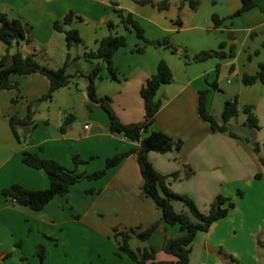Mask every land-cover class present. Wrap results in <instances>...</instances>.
<instances>
[{
	"label": "crops",
	"instance_id": "obj_1",
	"mask_svg": "<svg viewBox=\"0 0 264 264\" xmlns=\"http://www.w3.org/2000/svg\"><path fill=\"white\" fill-rule=\"evenodd\" d=\"M116 1L118 9L132 14L148 40L167 39L176 47V54L164 46H144L135 32H126L109 0H0V11L9 19L27 25L26 36L31 43L21 42L20 50L24 55H35L40 64L54 70L62 67L67 53L77 59L69 65V85L54 93L51 105L44 108L47 113L41 121L36 122V117L40 115L41 104L46 102L36 101L49 87L43 76H12L11 81L18 83V90L0 91V264L52 261L54 246L65 247L72 239L73 224L81 229L78 238L111 240L114 228L122 231L137 228L141 232L154 222L159 223L157 230L146 243L135 244L134 249L151 245L157 251V261H174L162 251V245L179 236L180 231L177 226L162 224L160 211L142 196V179L134 156L108 170L105 176L108 181L100 188L85 190L86 194L93 192L90 198H85L80 214L65 213L64 203L71 200V188L66 196L55 197L39 212L14 205L1 195L2 189L13 184L30 190L48 188L43 171L21 162L23 151L54 160L68 170L75 169L72 158L78 156L86 164L79 165L76 172L88 173L92 161L97 160L101 168L107 158L136 146L121 135L110 133L106 114L87 96L84 76L90 71V65L82 55L94 51L97 42L109 34L108 22L114 23V34L126 37V45L112 58L116 79L103 70L95 80V89L98 96L111 98V107L121 123L128 125L143 120L144 106L139 92L156 72L160 61H164L173 74L172 82L158 91L161 107L151 130L181 140L182 147L179 151L150 152L148 155L155 171L168 177L169 187L190 197L200 211L206 212L215 195L236 181L232 179L254 180L256 174H262L259 181H264V167L257 155L234 138L212 131L198 116L199 92L209 90L215 82L217 90L209 94L207 101L211 114L221 122L224 103L234 97L238 98L240 106H253L259 125L255 139L260 145L259 156L264 158V85L257 82L245 86L242 83L243 74L253 75L258 66L264 64V0H253L255 7L237 17L232 15L239 10L241 0H196L195 8L188 3L180 6L181 0H167V10L140 5L135 0H131V6ZM69 12L74 18L65 29H76L82 42L67 50L64 34L55 31L53 23ZM213 16L218 17L219 25L212 20ZM137 45L144 47L140 54L132 52ZM4 49L0 42V57ZM207 51L222 56L200 63L185 62L182 58L183 53L190 59ZM81 62L86 64V69L76 67ZM58 97L61 106L56 114L57 122L53 124L49 112ZM30 103H33L35 126L20 143L11 132L9 118H24ZM67 115L74 119L61 133L60 126ZM244 120L245 116L239 113L236 123L241 125ZM86 125L88 128L84 129ZM185 167L192 174L183 179ZM173 173H178V178H171ZM172 205L176 212H186L181 203L172 202ZM232 212L230 210L226 218L212 224L207 232L197 233L191 245L189 264L217 263L210 257L209 249L223 247L229 235H236L234 226L225 229ZM38 245L46 249L42 263L36 256ZM95 252L102 258L101 249L96 248ZM120 260L131 264L129 259L120 257Z\"/></svg>",
	"mask_w": 264,
	"mask_h": 264
},
{
	"label": "trees",
	"instance_id": "obj_2",
	"mask_svg": "<svg viewBox=\"0 0 264 264\" xmlns=\"http://www.w3.org/2000/svg\"><path fill=\"white\" fill-rule=\"evenodd\" d=\"M135 2L140 5L149 4L159 10H167L169 8L167 0H159L158 2L156 0H135ZM109 3L113 7V12L124 30L126 32H135L137 39L144 46H164L171 53L176 54L177 49L169 40H148L144 36L142 28L133 19L131 13L118 9L116 0H109ZM184 3H188L191 8H195L198 4L196 0H181L180 6ZM254 7L255 3L253 0H241L239 10L232 17L240 16ZM73 18V13L69 12L62 20L53 23L54 30L64 34L67 50L78 46L82 42L76 29H65L71 24ZM212 20L216 25H219L218 17L213 16ZM107 29L109 34L97 42L96 49L94 51H86L82 55V58L90 65V71L84 76L87 79V96L91 102L98 104L106 114L110 133L121 135L136 146L126 152L117 153L107 158L104 167L92 173L76 172V168L79 165L86 163L80 160L78 156H73L72 158L75 169L68 170L54 160L42 158L29 151H23L21 162L29 168L43 171L47 177L49 186L43 190H30L19 184H13L2 189L1 195L14 205L28 208L33 212H39L55 197L66 196L72 186L83 180L100 179L106 176L108 170L118 167L126 158L134 156L142 179V196L149 199L160 211L161 223L165 226H177L180 235L166 240L162 245V251L173 257L174 261H157L155 247L148 245L144 248L134 249L131 247L130 242L136 239L140 243H146L157 230L159 223L154 222L150 227L141 232L138 229L122 231L114 228L111 240L115 244V256H126L131 264H189L191 245L197 233L207 232L212 224L226 218L229 211L235 207V204L229 197L218 194L210 204L208 210L200 212L190 197L176 193L169 187L166 181L168 177L156 172L148 159L150 152L165 154L171 150L179 151L182 147L181 140H174L161 132L151 130L155 116L161 107L158 91L162 86L170 84L173 80V74L164 61L159 62L156 72L145 81L140 89L139 94L144 106V117L141 122L128 125L121 123L111 107V98L97 95L95 89L96 78L103 70H106L111 78L116 79V70L113 67L112 58L119 48L126 45V37L124 35L114 34V23L108 22ZM27 30L26 24L20 20L9 19L5 13L0 11V42L5 46L4 52L0 57V91L18 90V83L11 81L12 76L39 74L48 81L49 87L47 93L36 102H50L57 90L69 85L71 76L67 73V68L77 59L67 53L62 67L54 70L40 64L35 55H24L20 50L21 42L31 43V40L26 36ZM13 47L14 51L11 52ZM143 50L144 47L137 45L132 52L140 54ZM221 56L220 53L215 51L201 52L190 59L186 54H182L185 62L192 61L195 63ZM232 56L233 54L231 53L230 57ZM257 82L264 85V64L258 66V71L255 74H243L242 76V83L245 86H250ZM210 89L199 92V118L207 123L212 131L225 133L228 131V126L231 125V122L236 123L239 113L244 115L245 120L241 126L248 128L250 132L244 138L239 137L235 133L230 132L229 134L231 137L242 140L247 145H250L252 152L258 156L260 164L264 167V158L259 156L260 145L255 139V132L259 129V125L253 106H240L238 98L234 97L224 103L221 122H217L207 107L209 94L213 90H217L215 82L211 83ZM32 105L33 103L29 104L24 118L16 116L9 118L11 132L20 143H23L27 137L24 135L21 137L17 128H34L35 126ZM73 119L72 115H67L63 119L60 126L61 133L65 132L66 127ZM184 171L187 178L192 174L191 171H186V167ZM178 176V173H173L171 178L176 179ZM254 178L261 179L262 174H256ZM87 193L90 194L92 191H87ZM237 196L241 198L243 196L242 192L238 191ZM172 202H180L188 212H176ZM258 245L264 249V244L258 242ZM217 249L218 254H222V248L218 247ZM36 256L39 262L42 263L46 256V249L43 245L37 246ZM228 257L231 258V256Z\"/></svg>",
	"mask_w": 264,
	"mask_h": 264
},
{
	"label": "rangeland",
	"instance_id": "obj_3",
	"mask_svg": "<svg viewBox=\"0 0 264 264\" xmlns=\"http://www.w3.org/2000/svg\"><path fill=\"white\" fill-rule=\"evenodd\" d=\"M120 2L126 6H131L132 4L131 0H120ZM119 29L120 33L123 34L124 32L121 26ZM76 67L85 69L87 68L84 62H81ZM70 68V66L67 68L68 74L71 72ZM51 101H45L46 103L41 104L43 106L40 109V115L36 117V122L42 120L43 116L47 113L44 108L47 105H51ZM60 106L61 98L58 97L57 100L55 98V102H52V108L49 112L51 114L50 121L53 124L57 122L58 118L56 114ZM63 115L64 112L62 113V116ZM238 120H240V117ZM17 131L21 136L24 135L28 137L31 132V127H18ZM230 132L235 133L241 138H244V136H246L250 130L235 123L228 126L227 132L219 133L231 137L229 134ZM235 140H237L240 145L247 147L252 152L250 145H247L242 140ZM103 167L104 165L99 168V162L95 160L92 161V164L89 168L90 171L87 172L92 173L93 171H98ZM182 178L186 179L187 177L184 174ZM232 180L236 181H233L229 185L223 187V189H221V191H219L215 197L218 194H221L223 196H228L234 202L235 207L231 210L233 211V214L230 216L229 220H227L225 229L234 226L237 230V233L236 235H229L230 237L226 238V241H224L225 243L221 245L223 246L221 247L222 254H218V247H215L214 249L210 248V257H214L215 261L217 262L215 264H264V249L258 245V242L264 244V181H259V179ZM106 181L108 180L104 176L97 180H83L71 187V200L64 203L65 213H70L71 216L74 214H80L84 209L85 198L91 197L89 193L86 194L85 190H94L100 188ZM238 191H241L243 194L241 198L237 196ZM214 198L212 199L211 203L213 202ZM186 212H188L187 209ZM200 212L203 211L201 210ZM80 231V227L73 224L70 231L72 234V239L69 241V243L67 242L65 247L63 245H59L57 247L54 246V257L52 258V261L49 260V262L46 264H125L120 260V257H123V259L126 260L128 258H126V256H115L116 248L112 240H107L105 238L97 240L88 238L87 240H84L83 236L78 238V233ZM76 237L78 239H75ZM131 241L132 248H135L137 244H140L136 239ZM96 248L99 250L101 249L102 258L98 257L97 253L95 252ZM227 255L231 256V258Z\"/></svg>",
	"mask_w": 264,
	"mask_h": 264
},
{
	"label": "built area",
	"instance_id": "obj_4",
	"mask_svg": "<svg viewBox=\"0 0 264 264\" xmlns=\"http://www.w3.org/2000/svg\"><path fill=\"white\" fill-rule=\"evenodd\" d=\"M88 128V126L86 125V126H84V129H87Z\"/></svg>",
	"mask_w": 264,
	"mask_h": 264
}]
</instances>
